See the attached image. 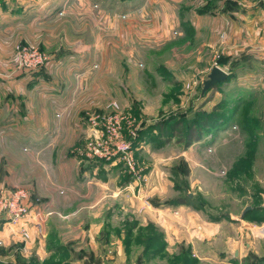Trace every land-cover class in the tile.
Instances as JSON below:
<instances>
[{
  "label": "rangeland",
  "instance_id": "374dc122",
  "mask_svg": "<svg viewBox=\"0 0 264 264\" xmlns=\"http://www.w3.org/2000/svg\"><path fill=\"white\" fill-rule=\"evenodd\" d=\"M30 1H53V18L27 32L28 39L7 34L0 74H34L35 83L49 75L60 79L61 58L89 56L83 74L93 76L81 82L82 89L96 97H77L80 133L63 152L77 172L96 170L104 181L112 176L111 183L102 182L106 191L99 196L114 198L101 210L87 208L82 198L62 207L64 192L49 180L38 181L43 197L32 185L11 184L9 175L20 164L11 156L18 151L0 144V199L23 190L30 206L18 223L0 213V264H264V85L246 102L233 100L244 86L236 74H264V59L246 65L243 57L251 54L240 53L235 42L241 32L264 55V0L21 3ZM24 47L43 56L39 68L19 65ZM215 66L234 78L203 94ZM229 104L235 108L232 118L220 124L214 112L224 116ZM192 122L206 131L187 146L179 134L187 138ZM177 123L175 133L171 127ZM52 155L56 166L59 154ZM178 204L207 221L227 223L217 232L234 235L245 254L227 256V236H199L197 250L185 234L168 240L150 214L167 217ZM248 205L253 210L241 218ZM244 227L246 234L238 236Z\"/></svg>",
  "mask_w": 264,
  "mask_h": 264
},
{
  "label": "crops",
  "instance_id": "0c3cea01",
  "mask_svg": "<svg viewBox=\"0 0 264 264\" xmlns=\"http://www.w3.org/2000/svg\"><path fill=\"white\" fill-rule=\"evenodd\" d=\"M52 4L53 1H48L39 6L30 1L29 5H23L21 0H0V38L2 39L0 45L4 47L7 44V34L10 32L18 33L14 40L18 36H25L28 39L27 32H30L32 28L41 23H49L53 18L51 17L52 11L56 8L55 6L49 11L48 8ZM39 17H43L42 21L38 20ZM243 35L241 32L236 33L235 37L238 41L235 39V42L240 44V49H242V51L239 50L240 53L251 54L244 55V63L248 65L251 59H254L253 63L260 64L264 55L260 56L255 45L246 43ZM232 47L236 49L237 44ZM1 60H3L1 67L5 72V58L1 57ZM60 61H65L62 68L65 74H61L62 78L57 79L49 75L47 81L40 79L38 83L36 82L37 84L33 82L38 79L37 76L34 77V74H28L29 77L21 74H0V144L6 151H18V155L11 156V162L20 163L18 168L10 173V183L32 185L36 188L37 194L43 197L45 196L44 190L37 186L38 181L40 184L42 180H49L53 187L64 192L59 194L62 195L59 198L62 207L73 204L76 198H82V200L87 199L84 200L88 205L87 208L101 210L106 207L108 198L111 196L114 198L112 193H109L110 197L99 196L100 192L105 190L104 186H101L102 182L111 183L112 176L109 181H104L102 177L97 176L96 170L87 168L83 172H77L75 165L70 168L72 158L63 152L80 133L78 118L80 105H78L77 97L82 94L88 97L95 96L93 92L92 95L86 94L88 91L82 89L83 83H81L93 76L83 74L90 64L89 56L74 53L71 57L61 58ZM262 74L259 70L254 74H236L237 79L244 82V86L234 93L237 96L234 95L233 100L241 98V101L246 102L245 98L249 93H252L251 98L255 97V91L262 89L264 85V74ZM100 97L99 95L98 98ZM60 113L62 116H59ZM57 153L59 163L57 161L56 167L50 164V154L54 156ZM256 176L258 177V174ZM54 203L51 204L52 208H54ZM168 212L170 214L167 217L158 212L150 214L153 215L154 223L162 229L163 236H166L168 240H172V236L185 234L189 236L193 250H197L199 236H227L226 249H224L226 255L233 254L234 242L239 243L240 256L245 254L240 242L231 237L234 235L217 232L221 225L227 224L224 221H207L198 211L181 204L174 206ZM53 215L50 216L49 226L50 223L53 225L52 218L57 216ZM79 224H83L82 220ZM245 228L243 231L238 229V236L246 234L244 233ZM178 238L177 241L180 240Z\"/></svg>",
  "mask_w": 264,
  "mask_h": 264
},
{
  "label": "built area",
  "instance_id": "2783aa9c",
  "mask_svg": "<svg viewBox=\"0 0 264 264\" xmlns=\"http://www.w3.org/2000/svg\"><path fill=\"white\" fill-rule=\"evenodd\" d=\"M18 62L19 65L25 64L29 68L36 69L43 62V56L31 47H24L19 51ZM114 104L118 107V104ZM99 152V150H95L93 153L98 154ZM27 198L28 193L26 191L17 190L11 192L8 197L0 199V213L4 212L5 218L15 223L22 221L30 212V206L26 203Z\"/></svg>",
  "mask_w": 264,
  "mask_h": 264
},
{
  "label": "trees",
  "instance_id": "16d2710c",
  "mask_svg": "<svg viewBox=\"0 0 264 264\" xmlns=\"http://www.w3.org/2000/svg\"><path fill=\"white\" fill-rule=\"evenodd\" d=\"M232 77H233V74H230V76H229V78H228V80L227 81H225V82H228L229 80H231L232 79ZM223 83V82H222ZM216 86V85H215ZM214 86V87H215ZM212 89V88H211ZM208 92V91H207ZM234 107V105H232V104H229L228 105V107H227V111H228V113L227 114H225L224 116L222 115V114H219L217 111L216 112H214L215 114H216V116H218L220 119V124L221 123H228L229 121H230V119L232 118V115H233V113H234V111H235V108H233ZM216 118V117H215ZM206 123H208V121L207 120H205V122H204V125L206 126L207 124ZM179 123H177V124H175V125H173L172 127H171V129L172 130H174V132L176 133V131H178V127H179V125H178ZM161 125H163V124H161ZM204 131H206L204 128L202 129V131L200 130V128L199 127H196L195 126V123H193L192 122V124H191V126H189V128H188V134H187V138H183L182 137V133H180L179 134V139H185V142H186V145L187 146H190V145H192L193 144V142H195L196 140H200V137H201V135H202V132H204ZM180 141V140H179ZM182 141V140H181ZM182 203H185L184 202V200H180ZM253 210V209H252ZM252 210H250L246 215H245V217L244 218H246L247 217V215L252 211ZM261 221L260 222H264V217L263 218H261L260 219Z\"/></svg>",
  "mask_w": 264,
  "mask_h": 264
},
{
  "label": "water",
  "instance_id": "95a60500",
  "mask_svg": "<svg viewBox=\"0 0 264 264\" xmlns=\"http://www.w3.org/2000/svg\"><path fill=\"white\" fill-rule=\"evenodd\" d=\"M231 73L227 72L226 70H224L221 67L215 66L211 72V74H209L208 78L206 80H204V88L202 93L205 94L207 91H209L211 88H213L215 85L225 82L228 80L229 76ZM252 210V206L248 205L245 207L241 218H244L245 215ZM234 246V250H233V255L238 258L240 256V249H239V243L238 242H234L233 244Z\"/></svg>",
  "mask_w": 264,
  "mask_h": 264
},
{
  "label": "bare ground",
  "instance_id": "6f19581e",
  "mask_svg": "<svg viewBox=\"0 0 264 264\" xmlns=\"http://www.w3.org/2000/svg\"><path fill=\"white\" fill-rule=\"evenodd\" d=\"M264 230V229H263Z\"/></svg>",
  "mask_w": 264,
  "mask_h": 264
}]
</instances>
